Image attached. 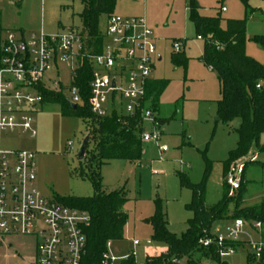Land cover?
I'll return each instance as SVG.
<instances>
[{
  "label": "rangeland",
  "instance_id": "rangeland-1",
  "mask_svg": "<svg viewBox=\"0 0 264 264\" xmlns=\"http://www.w3.org/2000/svg\"><path fill=\"white\" fill-rule=\"evenodd\" d=\"M187 1L149 0L146 6L145 0H117L114 10L115 15L122 17L132 12L135 16L145 18L148 24L157 22L161 34L155 32V36L159 37L158 46L162 47L164 59L161 64H157L153 77L157 81L169 82L157 110L162 119L160 144L143 143L144 155L140 162L116 160L106 163L100 169L104 192L109 194L122 190L128 197L123 208L128 216L124 240L112 242L110 254L118 257L121 256L119 251L124 255L132 250L138 264L145 261L146 248L162 247V244L152 240L153 229L147 223L154 215V203L161 202L167 214L169 231L182 237L193 216L187 210L193 194L183 185V180L198 185L204 181L209 170L205 206L208 209L215 206L223 198L225 163L237 148L239 140V119L228 123L218 121L217 102L221 99L218 75L202 61L205 44L197 37L196 29L190 21ZM198 2L203 8V16H215L214 8L222 6L229 11L222 16L225 20L247 18L246 54L264 65V51L254 42L256 36L264 35V0H247L254 11L253 15L247 14L243 0ZM0 11L4 36L13 31H24L30 36L41 32L53 35L67 30H83L80 18L83 5L79 0H0ZM106 26V18L103 17L101 29L105 30ZM174 41L186 42L185 49L179 54L173 50ZM174 57H184L187 65H175ZM59 71L61 74L57 80L68 85V66L60 65ZM51 76L57 78L56 72ZM33 118L35 138L18 131L5 133L1 137L2 148L27 151L35 156V187L45 198L60 203L57 198L93 197L95 191L88 177L91 174L89 164L96 153L95 141L90 142L88 158L79 160V151L88 137L89 124L81 118L64 117L61 106L53 103L38 107ZM159 147H166L167 152L161 155ZM245 167L247 187L243 207H260L264 202V134L259 147L254 144L249 155L232 164L229 172L232 169L238 172ZM229 224L231 221L215 223L212 233H224ZM262 234L264 224L263 229L258 230L254 228L253 222L247 223L240 237L242 245L236 254H219L217 257L226 264H257L255 251L249 243L259 241ZM7 238L0 239V264H30L31 241L23 237L13 240ZM135 240L142 243L136 249L133 247ZM147 242H151V245L147 246ZM22 245L29 249L27 255L23 254ZM167 252L156 253V256L149 258L158 259ZM205 254L202 251L193 255L194 260L200 264H218L212 260V256ZM187 262L186 258L181 260V264Z\"/></svg>",
  "mask_w": 264,
  "mask_h": 264
},
{
  "label": "built area",
  "instance_id": "built-area-1",
  "mask_svg": "<svg viewBox=\"0 0 264 264\" xmlns=\"http://www.w3.org/2000/svg\"><path fill=\"white\" fill-rule=\"evenodd\" d=\"M222 12H226L222 8ZM185 42L174 41L173 50L179 54ZM0 68V238L30 237L36 241L34 264H81L86 254L85 230L90 226V215L45 198L35 187V156L27 151L4 150L1 137L5 133L22 132L35 138L33 113L43 105L41 90L63 94L68 102L81 104L79 90L73 87L77 69L85 61L92 66L89 106L98 118L116 114L119 122L139 120L142 142L160 144L157 113L147 98V87L152 81L155 64L159 61L153 31L145 18H126L112 15L107 21L105 42L100 54L88 49L87 38L82 32L67 30L53 35L45 32L25 36L8 32L2 45ZM60 65H67L70 83L65 85L60 77ZM56 72V77L51 74ZM260 88V86H258ZM72 147V143L69 144ZM160 154L167 152L159 147ZM243 168L232 169L226 183L231 195L242 184ZM247 222L231 221L213 238L202 239L199 246L215 247L222 256L236 254L234 244L241 243ZM261 230L263 224L254 223ZM139 241H134L138 247ZM147 245H151L148 242ZM249 245L255 251V261L264 254V234L259 241ZM108 253L102 264H116L136 258L135 252L121 260ZM138 264V263H137ZM145 264V263H144ZM172 264H181L173 260Z\"/></svg>",
  "mask_w": 264,
  "mask_h": 264
},
{
  "label": "trees",
  "instance_id": "trees-1",
  "mask_svg": "<svg viewBox=\"0 0 264 264\" xmlns=\"http://www.w3.org/2000/svg\"><path fill=\"white\" fill-rule=\"evenodd\" d=\"M74 1V0H70ZM83 5L80 15L82 34L87 38L88 49L96 54L103 50L105 30L101 29L102 18L106 20L114 15L117 0H79ZM247 14L254 11L243 0ZM190 21L193 23L197 37L205 44L202 61L218 75L221 86V99L217 102V115L220 122L228 123L235 119L240 120L237 129L238 145L231 152L225 163V177L229 168L235 162L246 158L254 144L259 142L264 134V65L246 54V31L248 20H227L226 28H222L223 19L208 18L199 14L200 6L196 0L188 1ZM2 13L0 11V68L2 66L3 45ZM254 42L264 51V35L256 36ZM175 65L187 61L173 58ZM92 80V66L88 61L77 69L73 87L79 90L81 104L77 106L68 102L63 94H55L41 90L44 104H59L62 115L69 118H81L89 124V145L93 140L96 143V153L89 164L90 176L95 194L91 198L57 200L70 208L85 211L90 215V226L85 230L87 238L86 254L81 264H102L104 255L108 253L107 245L124 240L125 227L128 216L123 208L128 197L122 190L109 194L104 192L100 169L108 162L122 160L140 162L144 155L142 142V128L139 120H125L119 122L116 114L107 118H98L92 114L89 106L90 83ZM167 81H152L147 87V98L151 100L152 110L157 113L160 98L168 87ZM260 86V88H258ZM75 106V107H74ZM162 121V120H161ZM89 145L86 151V160L89 155ZM83 160V161H84ZM257 164V163H256ZM243 170L242 184L238 192L230 195V187L225 182L223 198L211 208H206V191L209 170L205 179L198 185H192L183 180L193 194L192 203L187 210L193 215L188 222V230L182 237L173 235L168 229L167 214L161 202L156 201L154 215L147 220L153 229L152 240L167 247V254L158 259L147 258L145 264H172L173 260L188 259L187 264H200L194 260L195 254L205 251V256H212V260L222 263L217 257L220 252L217 248L204 249L199 246L202 239L213 238L212 227L221 221L244 220L247 223L260 222L264 224V202L260 207H243V196L247 183ZM242 243L234 244L236 248ZM207 258V257H206ZM120 264H137L133 255ZM257 264H264V254Z\"/></svg>",
  "mask_w": 264,
  "mask_h": 264
},
{
  "label": "crops",
  "instance_id": "crops-1",
  "mask_svg": "<svg viewBox=\"0 0 264 264\" xmlns=\"http://www.w3.org/2000/svg\"><path fill=\"white\" fill-rule=\"evenodd\" d=\"M148 1L149 0H145V5L147 6V3H148ZM197 2H198V0H196ZM198 4H199V2H198ZM218 4H221V2H218ZM199 6H200V4H199ZM222 8H225V7H218V8H214V10H215V12H216V15L215 16H213V17H208V18H214V17H217L218 16V14L220 15V17L223 19V15H226V14H228L229 13V11L226 9V12H222ZM189 9H188V1H187V11H188ZM203 10V8L200 6V10H199V14L201 15V11ZM2 13V12H1ZM128 16H123V17H126V18H140V17H138V16H135L132 12H127L126 13ZM201 16H203V15H201ZM203 17H207V16H203ZM226 21L227 20H225V19H223V22H222V28H226ZM106 23H107V20H106ZM148 26H149V28L152 30V31H154V38H155V42H156V46H157V50H158V56H159V61L156 63V65H155V68H154V72L156 71V67H157V64H161L162 62H163V54H162V47H159L158 46V41H159V39H157V38H159L158 36L156 37L155 36V32L156 33H158L159 35L161 34V28L157 25V22H150L149 24H148ZM3 27V26H2ZM107 27V26H106ZM4 30V29H3ZM13 32H16V33H19V34H24L25 36H27V34L24 32V31H13ZM5 37L6 36H4V33H3V41L5 40ZM28 37V36H27ZM202 41V40H201ZM185 47H186V42H185ZM185 47H184V49H185ZM204 53V52H203ZM179 58V57H178ZM180 60H186L184 57H182V58H179ZM154 74V73H153ZM152 81H157V80H155L154 79V77L152 76ZM151 81V82H152ZM219 81V80H218ZM263 84V83H262ZM264 85V84H263ZM220 89H221V86H220ZM157 117H158V121H159V127L161 128V125H162V119L161 118H159V115L157 114ZM5 238H7V237H5ZM8 238H12V240L13 239H16V238H19V237H8ZM7 238V239H8ZM24 239H28V240H30L31 241V252H32V258H31V262H30V264H34V262H35V256H36V241H35V239L34 238H30V237H23ZM1 240L3 239V238H0ZM11 240V241H12ZM29 241V242H30ZM135 241H137V240H135ZM25 243L27 242L26 240L24 241ZM140 242V241H139ZM148 243V242H147ZM142 245V243L140 242V245L138 246V247H140ZM111 246H112V243H111ZM147 246H149V245H147ZM133 247H134V249H136V248H138V247H135L134 246V242H133ZM28 251H29V249L28 248H26V247H24V245H22V252H23V254L24 255H27V253H28ZM168 251V249H167V247H165L164 245H162V247H155V248H146V252H145V261L147 260V258H149V257H153V256H156L158 253L159 254H161V253H166ZM132 252H134V251H132V250H129V251H127L126 252V254H124V255H122V252L121 251H119V253H120V255L121 256H114V255H112V256H114V257H116V258H118V259H122V258H125L126 256H128L130 253H132ZM157 253V254H156ZM145 261L143 262V263H141V264H144L145 263ZM119 262V264H120V261H118ZM118 262H116V263H118Z\"/></svg>",
  "mask_w": 264,
  "mask_h": 264
},
{
  "label": "water",
  "instance_id": "water-1",
  "mask_svg": "<svg viewBox=\"0 0 264 264\" xmlns=\"http://www.w3.org/2000/svg\"><path fill=\"white\" fill-rule=\"evenodd\" d=\"M218 121H220V119H218ZM88 145H89V136L86 138V140L84 141V143H83V145L79 151V160L80 161H83L85 159Z\"/></svg>",
  "mask_w": 264,
  "mask_h": 264
}]
</instances>
